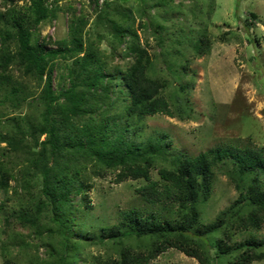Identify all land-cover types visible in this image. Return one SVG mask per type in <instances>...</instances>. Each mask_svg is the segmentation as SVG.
<instances>
[{
  "label": "rangeland",
  "instance_id": "rangeland-1",
  "mask_svg": "<svg viewBox=\"0 0 264 264\" xmlns=\"http://www.w3.org/2000/svg\"><path fill=\"white\" fill-rule=\"evenodd\" d=\"M45 2L52 4L55 16L31 28L44 51L69 47L72 21L85 16L82 48L89 43L95 44L104 73L118 80L116 70H123L131 62L123 55L128 38L117 44L107 25L97 20L99 12L105 11L109 18L135 31L139 44L146 49L158 71V77L168 80L165 94L175 117H145L135 139L144 140L154 132H162L168 135L173 150L171 154L182 152L189 156H197L215 147L228 149L248 144L264 150V0ZM29 4V0H0V13L6 10L20 12L25 26H31ZM201 30L208 37L210 50L194 57L190 53L188 38L195 37ZM2 32L9 33V38L2 39ZM14 34L15 29H8L4 21H0V52L10 56L18 52ZM175 48L187 53L186 58L181 59L182 63L187 60L186 74L181 79L177 74L170 76L166 68L167 61H170L167 54ZM72 60L56 57L46 66L44 75L52 64L55 93L69 88L67 68ZM8 69L11 78L0 85V138L19 139L22 144L12 150L5 142H0V162L11 175L6 191L0 189V264L5 260L15 264H101L115 257L117 247L106 237L103 240L99 237L123 221V212L139 209L145 215L155 211L162 218L173 216V207L163 210L161 206H152L140 199L136 190L145 184L143 179L116 183L117 170H97L95 163L89 160L84 161L87 171L85 190L79 194L71 191V207L53 215L41 193V176L29 165V160L41 148L34 146L27 127L38 126L44 119L45 105L41 98L44 81L37 79L16 60ZM190 79L192 86L180 92L179 83L185 84ZM108 97L112 100L115 96L109 93ZM179 97L187 101L188 111L183 117L177 116L180 114L176 109L180 106ZM61 102L62 99L54 102L52 108L59 110ZM45 138V135L39 136L38 143ZM46 162H50L47 155ZM161 166L170 165L158 161L150 171L152 180H159L157 170ZM225 170L224 164L214 172L211 193L199 208L201 225L214 222L219 212L238 197ZM261 185L264 190V177ZM54 217L71 225L65 245ZM229 234L227 243L231 246L248 238L264 242V221L258 231L234 230ZM208 241L212 243L213 237H208ZM134 242L133 239L128 241L131 247ZM207 247L211 264H229L239 254V251L231 250L230 255H218L212 244ZM258 250H264V243ZM149 264L198 262L170 248ZM250 264H264V259Z\"/></svg>",
  "mask_w": 264,
  "mask_h": 264
},
{
  "label": "trees",
  "instance_id": "trees-1",
  "mask_svg": "<svg viewBox=\"0 0 264 264\" xmlns=\"http://www.w3.org/2000/svg\"><path fill=\"white\" fill-rule=\"evenodd\" d=\"M29 1L31 26H25L20 12L6 10L0 13V21H4L8 29H15L18 43L15 55L0 52V85L11 78L8 68L15 60L44 81L41 96L45 105L44 119L38 126L28 125L27 131L34 146L41 147L29 160V165L41 176V193L51 213L55 215L71 207V191L79 194L85 190L87 171L84 161L89 160L95 163L97 170H117L116 183L143 179L145 184L136 190L140 199L146 204L161 206L163 210L173 207L174 213L170 218H162L155 211L146 212V215L139 209L123 212V221L99 237L100 240L106 237L117 247L115 257L101 264H149L170 248L196 259L198 264H211L208 244L216 248L218 255L239 251L229 264H250L264 259V250H258L264 243L261 240L248 238L235 246L227 243L231 236L229 231H258L264 221L263 148L251 144L228 149L215 147L197 156H189L182 152L171 154L173 150L168 135L162 132H154L144 140L135 139L145 117L176 115L165 94L168 80L158 77V71L146 49L139 44L135 31L115 22L105 11L97 15V20L107 25L117 44L128 38L123 55L131 62L123 70H116L119 74L116 80L104 73L95 44L89 43L82 48L85 16L72 21L69 47L44 51L31 28L50 16L54 17L55 10L45 0ZM251 16L255 17L254 14ZM5 34L2 32V39L9 38V33ZM196 36L188 38V44L190 53L199 57L209 52L210 42L204 30L198 31ZM186 54L185 50L176 48L168 52L170 61H167L166 68L170 76L177 74L180 79L185 76L187 60L184 64L181 59H185ZM56 57L73 59L67 68L69 88L58 93L52 89V64L44 75L46 66ZM192 84L191 79L185 84L179 83L178 90L182 92ZM79 87L82 90H78ZM109 93L115 96L112 100ZM60 99L59 110H54L52 104ZM178 102L180 106L176 109L180 114L177 116L183 117L188 111L187 101L180 98ZM41 135L46 138L38 143ZM0 142H5L12 150L22 144L15 138H0ZM46 155L50 157L49 163ZM160 160L170 166L159 167V180H152L150 171ZM224 164L225 174L234 184L238 197L219 212L214 222L201 225L199 208L211 193L215 170ZM10 179L9 171L0 162L1 190L6 191ZM53 219L65 245L71 225L57 217ZM208 237H213L212 243ZM132 239L134 247L128 243ZM2 264L15 263L5 260Z\"/></svg>",
  "mask_w": 264,
  "mask_h": 264
}]
</instances>
